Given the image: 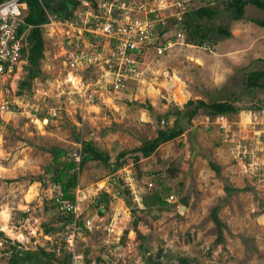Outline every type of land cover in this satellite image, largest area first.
Segmentation results:
<instances>
[{
    "label": "rangeland",
    "instance_id": "obj_1",
    "mask_svg": "<svg viewBox=\"0 0 264 264\" xmlns=\"http://www.w3.org/2000/svg\"><path fill=\"white\" fill-rule=\"evenodd\" d=\"M174 2L128 0L127 7L133 23L141 24L152 6L161 17L173 14ZM218 10L213 18L193 21L215 38L210 47L176 41L162 54L150 49L140 64L138 57L132 59L135 73L119 85L102 67L77 72L69 67L65 56L73 45L88 42L75 22L42 28L41 75L30 91L17 94L25 60L0 77V231L8 239L25 250L53 251L56 264L66 253L68 264H149L150 257L161 264H182L181 258L189 264H264V109H254L264 104V90L245 87L246 74L264 66V27L254 23L264 21V11L248 5L243 19L234 21L223 6ZM219 26L230 37L218 36ZM99 41L107 45L106 39ZM220 99L234 101L241 111L212 118L200 110L180 137L135 160L133 151L143 140L172 126L176 109L192 108L189 101ZM166 113L171 115L167 122ZM83 141L110 160L87 162L79 171L76 224L64 228L51 200L55 188L45 174L52 160L48 150H65L71 160ZM123 152V164L112 172L109 164ZM210 161L220 166V174ZM159 181L172 187L174 199L147 209L141 198L151 195ZM226 185L239 191L227 196ZM102 198L105 207L98 203ZM181 198H187L186 206ZM216 206L225 226L221 242L210 216ZM46 227L51 231L46 233Z\"/></svg>",
    "mask_w": 264,
    "mask_h": 264
},
{
    "label": "trees",
    "instance_id": "obj_2",
    "mask_svg": "<svg viewBox=\"0 0 264 264\" xmlns=\"http://www.w3.org/2000/svg\"><path fill=\"white\" fill-rule=\"evenodd\" d=\"M3 1L5 0H0V2ZM54 1L55 0H24L28 8L26 12L27 14L24 18H22V24H19L18 28L16 29L17 36L21 37L24 35V48H22L20 51L19 61L25 60V64L22 66L24 76L19 80L17 86L18 95H22L23 93L30 91L32 81L41 75L40 61L44 57V40L42 36L41 25L48 22L46 14L55 15L59 19L70 20L75 22L78 28H81L83 24L81 21H79L78 16L75 15L74 12L78 7L80 8L83 1L90 3L91 8L97 11L100 5L99 3H101L102 0H59L56 6L54 5ZM118 2L120 4L127 5L128 0H119ZM195 3V1L189 2L186 11L183 13L181 21H177L176 18H168L165 24H155L151 32L157 34L161 41L165 43L168 39L172 42H176V35L174 34V36H170L169 33H171L173 29L176 31L178 30L181 31L182 34L186 33L183 39L185 44H191L199 47H210V45H212L211 43L215 42V38H213L210 32L204 33L198 24L193 23L195 18H213L219 11L218 7L220 5L223 6L225 10L230 11L234 21L243 19L246 7L248 5H252L264 11V0L201 1L198 2V7H194ZM85 9V7L81 8V10ZM120 12L121 10L119 13ZM151 17L153 18V15H151ZM254 23L264 27V21L255 20ZM174 25L177 27H172ZM216 34L225 38L230 37V32L228 29L222 26L217 28ZM85 36L90 42L98 41V38H95L88 32H85ZM112 44H114V42H112ZM148 48H144L136 52L135 56L136 58H139L137 61V63L139 62L138 64L141 62L140 57L141 59L143 58V61H145L146 56L151 53L150 49L153 48ZM0 64L4 67V72L0 74L1 77L8 72L7 70L10 65V60L0 58ZM13 68L14 70L16 69L15 66ZM90 68L92 67H89L88 69ZM122 82L125 84V79H123ZM245 87L248 89V91L264 90V66L259 70L251 71L246 74ZM189 107L192 108L187 109L186 111H180L176 109L171 113L175 116L172 126H164V129L157 130V136L155 138L151 140H143L141 145L133 151L138 155L136 156L135 160L138 161L139 156L141 158L149 157L158 149L161 144L173 141L180 137L185 132L186 127L191 124V121L200 114V110H202L206 116L212 118L220 115L236 114L241 111V109L235 105L234 101L228 99L213 101L197 100L195 102L189 101L187 103V108ZM147 109L149 110L151 107L148 106ZM254 109H256V111L263 110L264 104L257 105L254 107ZM169 116H171L169 113L165 114L164 120L166 122L168 121ZM165 121H163V123ZM48 152L50 153L52 160L51 163L45 168V174H50L49 185L56 190H54L55 196H53L51 200L54 207L59 210L60 213V217L57 218L58 222L65 228L77 220L73 211H67L65 209L62 210L61 207L65 202L72 205L75 204L76 197L74 190L78 185L79 171L87 162L99 161L104 164H108L110 158L107 153H104L96 148L91 141L81 142V156L79 162L74 161L71 156V160H66L65 158L66 155L68 156V153L65 150L59 148L52 147L50 150H48ZM125 155L126 153L124 152L120 153L116 158V162L113 165L109 164L112 172H115L123 164ZM62 158L64 160H62ZM209 166L214 172H216V174H220V166L212 161L209 162ZM173 174L174 171L170 172V177H172ZM36 180L44 187L48 186L42 177H38ZM119 183L123 185L121 181H119ZM124 189L125 192L128 193L127 188ZM171 191L172 187L170 185L159 181L158 188L155 189L151 195L141 198L142 205L147 209L154 206L165 207L168 203L167 198L170 197L169 195L171 194ZM224 191L226 192L227 196H229L232 192L239 190L226 185L224 187ZM56 192H58L57 196ZM104 197H106L105 194L103 195V198ZM103 198L100 199L98 203L105 207L107 205V201ZM180 203L186 206L187 198H181ZM218 211L219 207H214L211 210L210 216L217 228V241L221 242L223 239L222 229L225 226L218 217ZM138 221V218L134 217L132 223L134 231L137 234ZM50 231L51 230L49 228H45L46 233ZM54 257L55 253L53 251L46 252L40 247L37 248V251L25 250L20 243L11 241L4 235L3 232L0 231V260L1 258L6 259V262L4 263H1L0 261V264H56V262H54ZM179 260L182 264H189L185 258H181ZM69 261V254L66 253L61 260V264H68ZM149 264H161V262L159 259L154 260L150 257Z\"/></svg>",
    "mask_w": 264,
    "mask_h": 264
},
{
    "label": "built area",
    "instance_id": "obj_3",
    "mask_svg": "<svg viewBox=\"0 0 264 264\" xmlns=\"http://www.w3.org/2000/svg\"><path fill=\"white\" fill-rule=\"evenodd\" d=\"M118 1L103 0L97 11L93 10L87 1L82 2L81 6L86 9L81 10L78 7L74 12L83 24L77 30L92 34L95 38H98V41L90 42L88 39V42L84 45L81 43L74 44L73 51H69L67 57L65 56L69 61V67L73 71L77 72L80 67L84 66L85 70L89 67L94 69L102 67L101 71L104 74L113 73V77L117 79L116 85H119L120 82L122 83V80L129 77L131 73H135L136 63H133L134 60L132 59L135 58L138 50L151 47L157 50L158 54H162L166 51V45L173 43L169 39L164 43L157 34L151 32L155 24H165L168 18H176L177 21H181L189 2H207L212 0H173L175 2L171 3L170 6L175 7L176 10L167 17L159 16L160 11L152 6L150 12H147L145 23L141 24L133 23L134 19H132L133 21L131 20V12L128 11L127 5L120 4ZM147 2L149 0H145V5ZM25 6L27 5L22 0H5L0 2V58L10 60L8 72H12L14 69V62H19L20 51L24 46V35L21 37L17 36L16 29L19 24H22V18L25 17L22 15L23 11L26 10ZM120 10L121 12L119 13ZM165 10L168 9L165 8ZM46 15L48 22L41 25V28L49 27L51 30L57 29V26H62L68 22V20L59 19L55 15ZM151 15H153V18ZM175 35L177 41L184 43V35L181 31L177 30ZM99 38L106 39L107 45H102ZM123 62L126 64L119 65ZM3 72L4 67L0 64V74ZM71 156L74 161L79 162L81 145ZM168 199L171 201L174 197L170 195ZM74 207L75 204H68L67 207L63 208L62 206L61 208L62 210L73 211ZM75 224L74 222L70 226L75 227Z\"/></svg>",
    "mask_w": 264,
    "mask_h": 264
},
{
    "label": "bare ground",
    "instance_id": "obj_4",
    "mask_svg": "<svg viewBox=\"0 0 264 264\" xmlns=\"http://www.w3.org/2000/svg\"><path fill=\"white\" fill-rule=\"evenodd\" d=\"M70 78H69V80L72 82V84L74 85H76V82H78V79L77 78H75L73 75H71V76H69ZM79 84V83H78ZM5 228V227H4Z\"/></svg>",
    "mask_w": 264,
    "mask_h": 264
},
{
    "label": "water",
    "instance_id": "obj_5",
    "mask_svg": "<svg viewBox=\"0 0 264 264\" xmlns=\"http://www.w3.org/2000/svg\"><path fill=\"white\" fill-rule=\"evenodd\" d=\"M183 209L185 208L184 206H181Z\"/></svg>",
    "mask_w": 264,
    "mask_h": 264
}]
</instances>
